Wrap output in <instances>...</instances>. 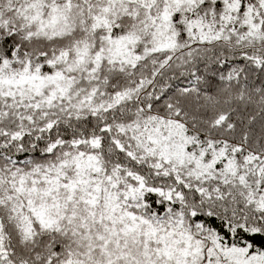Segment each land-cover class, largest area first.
Segmentation results:
<instances>
[{
    "label": "snow or ice",
    "instance_id": "1",
    "mask_svg": "<svg viewBox=\"0 0 264 264\" xmlns=\"http://www.w3.org/2000/svg\"><path fill=\"white\" fill-rule=\"evenodd\" d=\"M0 264H264V0H0Z\"/></svg>",
    "mask_w": 264,
    "mask_h": 264
}]
</instances>
